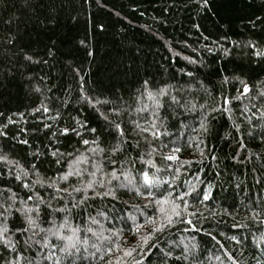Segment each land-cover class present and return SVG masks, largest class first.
Masks as SVG:
<instances>
[{
  "label": "trees",
  "instance_id": "obj_1",
  "mask_svg": "<svg viewBox=\"0 0 264 264\" xmlns=\"http://www.w3.org/2000/svg\"><path fill=\"white\" fill-rule=\"evenodd\" d=\"M213 2L215 6L209 12L198 7L199 0H101L99 5L95 0H89L87 4L83 3V0H53L52 11L55 20L46 22L43 17L37 19L38 14L34 11L25 10L23 0H0V35L8 32L9 28L13 34L19 31L23 36L21 47L26 46L29 54H35L36 61L25 64L22 58L16 62V58L12 56L10 58L16 62L19 70L11 75L0 74V124H7L9 117L14 121L8 124L9 136L0 137V149L8 153L10 158L27 166L26 162L32 161V153L37 149L51 151V136L48 134L49 130L44 127L45 124H52V131H56V128L68 126L71 121L76 120H87L84 130H81V136L84 139H92L93 134L87 129L96 127L99 130L104 126L97 109L99 112H105L112 104H98L93 108L81 99L82 93L123 107L125 122L129 118L139 117L138 122L149 120L147 126H150V109L130 110L153 104L147 95L142 105L134 103L143 80L150 81V89L162 87L164 84L180 88L190 84L192 88L186 89L189 93L186 98L195 99L200 103L204 102L201 97L205 96V93L200 91L199 81H204L205 85L210 87L208 81L211 80L219 89L220 77L225 75L239 76L250 86L258 79L264 80V72H260L259 66L249 62L250 53L245 46L246 41L259 40L264 36V0H227L226 6L219 0ZM165 8L169 11L165 12ZM10 17L13 18L11 24ZM100 22L105 25L103 31L96 27ZM194 25L200 27L196 28ZM225 35L228 40H221ZM81 41L84 43L81 44ZM213 42L227 46L229 54L225 55L219 48L208 53L205 46L212 47ZM49 49L53 52L52 56L46 54ZM7 51L5 46L0 45V61L4 63L7 62L4 55ZM89 51L92 55H88ZM185 57L199 60L202 64H192ZM181 68L186 72H193L194 76L182 74ZM76 69L80 70L79 75ZM234 84L239 87L238 81L230 80L224 85L225 91L235 95ZM33 85H38L41 91L36 92ZM41 104L51 110L33 111ZM198 111L184 114L188 116L186 123L191 125V128H196V132H199L196 124ZM56 112H59L60 116L53 119ZM169 112H172V119L184 121V115H180L178 111L170 109ZM17 113L24 115L21 117ZM163 115L167 116L168 112H163ZM242 119L238 113L233 116V120L212 113L211 131L200 137L191 129H168L174 139L182 142L181 158L193 160L180 174V181L185 187L202 184L205 191L211 194L210 200L204 202L205 207L217 213L215 220L207 218L197 225L203 228L200 233H169L170 238L176 241H179L182 235L194 237L199 246L198 252H203V264H231L223 255L224 249L234 257L240 258L242 264H251V257L256 254L253 237L259 238L258 228L264 231L261 225L249 223L247 217L251 213L244 207H253L264 201V179H261L264 177V158L258 159L255 155L264 153V147L260 144L259 128L255 132L256 140L250 138L249 128L244 124H241L239 131L233 128V122L241 123ZM72 126L76 127L74 123ZM17 133L19 136L14 139ZM80 138L72 134H69L68 138L58 135L53 146L74 156V150L83 151L87 147L78 143ZM23 139L29 143H20ZM164 142L168 143V140ZM193 142L200 148L207 144L217 159L199 161L196 149L191 147ZM241 144L244 147H240ZM171 146L169 144V147ZM233 156H236V159H233ZM42 159V174L55 175L60 166L49 164L50 156ZM153 160L160 167L159 157L153 156ZM71 162L69 157L67 163ZM2 166L0 163V167ZM81 167L91 170L90 165L83 162ZM176 167L180 165L176 164ZM64 170H67V164L61 169ZM71 179L75 180L74 177ZM120 191L119 200L112 204L105 200L104 205L100 206L101 211L107 210L109 219L102 220L100 226H93L98 232L101 228L114 229L122 226L120 209L125 208L122 201H128L129 204L140 203L134 192L127 189ZM98 205L99 202L92 205L90 210ZM222 208H229L235 214L234 217H224ZM125 210L127 211L126 208ZM112 215L116 216V221H112ZM204 215L207 216V213ZM233 219L237 225L242 226L232 227ZM80 220V217H76L73 223H79ZM124 232L127 236V226H124ZM206 232H211L215 239L206 236ZM110 234L108 231L104 232L105 236ZM232 235L240 237L242 242L235 244L227 239ZM217 241L224 248H221ZM118 242L123 247L128 243V238H119ZM111 243L112 241H100L98 247H102L106 252ZM113 251L116 249L113 248ZM216 257L220 259L217 260ZM108 258L115 264L114 257ZM96 264H99V261ZM148 264H158L155 256Z\"/></svg>",
  "mask_w": 264,
  "mask_h": 264
},
{
  "label": "snow or ice",
  "instance_id": "obj_2",
  "mask_svg": "<svg viewBox=\"0 0 264 264\" xmlns=\"http://www.w3.org/2000/svg\"><path fill=\"white\" fill-rule=\"evenodd\" d=\"M52 2L53 0L48 2L23 0V8L37 13V19L43 17L44 21L53 22L55 17ZM88 2L89 0H83L85 4ZM219 2L224 6L227 5V0H219ZM95 3L99 5L101 0H95ZM214 6L213 0H199L198 7L202 10L211 12ZM133 7L135 8V5ZM164 11L167 12L169 9L165 8ZM12 22L13 18L10 17L9 23ZM96 27L100 31L105 29L103 22L97 23ZM194 27L199 28L200 25ZM148 30L151 31L150 28ZM221 40L227 41L228 36L221 37ZM22 43L23 36L19 31L13 34L11 28L0 35V45L8 50L4 53L7 62L0 61L3 65L0 66V74L11 75L18 71L16 62L21 58L25 64L36 62L35 54H29L26 46L21 47ZM80 43L83 44L84 41ZM245 46L250 53L249 62L257 64L260 72H264V36L259 40L246 41ZM218 48L225 55L229 54L228 47L218 42H213L212 47L205 46L208 53ZM13 49L16 51L13 52ZM46 54L52 56L53 52L49 49ZM88 55L92 53L89 51ZM12 56L16 58V62L10 58ZM185 59L192 64H202L201 61L191 57ZM75 71L79 75L80 70ZM180 72L188 77L194 76L193 72H186L183 68ZM230 80L239 83V87L233 85L235 95L225 91L224 85ZM198 84L200 91L205 93V96L201 97L203 103L186 98L189 95L186 89L192 88L190 84L184 88L164 84L162 87L150 89V81L143 80L140 89L137 90L134 103L142 105L147 95L153 104L130 110L150 109V126H147L149 120L138 122L139 117L129 118L125 122L123 107L82 93L81 99L93 108L98 104L102 106L112 104L105 112H99L97 109L104 126L99 130L96 127L87 129L93 134L92 139H84L81 136V130H84L87 120L83 122L76 120L71 121L68 126L56 128V131H52L54 127L52 124H45L44 127L49 130L48 134L51 136L49 141L51 151L37 149L32 153V161L26 162L27 166L10 158L8 153L0 149V163L3 165L0 167V264H96L97 261L99 264H113V260L108 257H114L115 264H148L153 256L158 264H203L201 260L203 252L202 250L198 252L199 246L194 237L182 235L181 239L176 241L170 238L169 233L170 231L200 233L203 228L197 225L202 224L207 218L215 220L217 213L205 207L204 202L210 200L211 194L205 191L202 184L185 187L180 181V174L193 163V160L181 158L182 142L174 139L168 129L180 127L196 132V128H191V125L186 123L188 116L184 114L199 110L196 121L199 132L196 134L200 137L211 131L212 113L226 116L228 120H233V116L238 113L243 119L241 123L233 122V128L239 131L241 124H244L249 128L248 134L252 140H256L255 132L259 128L260 144L264 147V80L258 79L250 86L239 76L225 75L220 77L219 89L211 80L208 81L210 87L205 85L204 81H199ZM33 87L36 92L41 91L38 85ZM170 109L184 115V121L172 119ZM50 110L43 104L33 109L35 112ZM163 112H168V115H163ZM17 115L23 117L24 114L17 113ZM59 116L60 113L56 112L53 119ZM12 123L14 121L9 117L7 124H0V137L9 136L8 124ZM73 123L76 127L72 126ZM69 134L81 137L78 143L87 146L83 151L74 150L76 151L74 156L72 153L61 152L59 148L53 146L58 135L68 138ZM18 136L19 133L14 139ZM165 140H168V143H165ZM19 142L25 145L29 143L26 139ZM169 144L172 146L169 147ZM191 147L196 149L199 161L217 159L207 144L200 148L193 142ZM240 147L244 145L241 144ZM255 155L258 159L264 158V153ZM49 156L51 157L48 160L49 164L60 166L53 176L42 174L40 168L44 163L42 158ZM153 156L159 157L160 167L153 160ZM69 157L72 159L71 163H67ZM233 159H236V156H233ZM81 162L90 165L91 170L82 168ZM65 164L67 170L61 171ZM176 164L180 167H176ZM73 177L74 181L71 179ZM257 182L259 183L260 180L258 179ZM121 189L134 192L140 203L129 204L128 201H122L127 209V211L125 208L120 209L122 226L114 229L101 228L98 232L93 226H100L102 220L109 219L107 210L101 211L100 206L104 205L105 200L109 204L119 200ZM98 202L99 205L90 210L92 205H97ZM244 207L251 213L247 217L249 223L264 227V201L253 207L248 205ZM205 212L207 216L204 215ZM221 212L224 217L235 215L229 208H222ZM76 217H80L81 220L74 224L73 220ZM111 219L116 221L117 218L112 215ZM124 226L128 228L127 236ZM241 226L233 219L232 227ZM243 226L247 227V225ZM105 231L111 234L105 236ZM257 231L260 232V236L258 239L253 237L256 254L251 257V264H264V231H260L259 228ZM205 235L215 239L211 232H206ZM119 238H128V243L122 247L118 242ZM227 239L235 244L242 242L236 235ZM100 241H112L106 252L102 247H98ZM217 244L224 248L219 241ZM113 248L116 249L115 252ZM223 255L231 261V264H242L240 258L234 257L226 249ZM216 259L220 258L216 257Z\"/></svg>",
  "mask_w": 264,
  "mask_h": 264
}]
</instances>
